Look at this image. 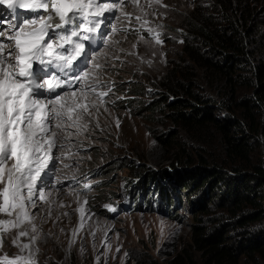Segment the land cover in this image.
<instances>
[{
    "label": "rangeland",
    "instance_id": "rangeland-1",
    "mask_svg": "<svg viewBox=\"0 0 264 264\" xmlns=\"http://www.w3.org/2000/svg\"><path fill=\"white\" fill-rule=\"evenodd\" d=\"M209 5L207 0H126L105 14L101 29L86 45L88 54L101 65L88 82L99 81L97 93L109 88L111 92L103 97L90 95L96 107L89 108L91 114L84 121L88 127L80 135L66 127L62 134L72 133L68 143L63 150L59 144L53 149L54 158L37 184L36 192L44 193L46 202L34 197L36 207L28 209L31 223L25 221L4 235L0 256L32 255L36 264H264V254L235 250L232 257L213 259L200 248L194 225L211 228L222 221L226 210L220 206L219 196L206 197L203 209L176 187L177 174L187 168L250 171L264 161L258 146L247 160L231 157L214 124L175 121L170 110L159 105L176 97L167 85L195 76V64L183 38L189 21L194 22ZM0 8V28L6 32L9 24L34 16L29 10L17 9L13 14L6 5ZM156 33L160 44L153 38ZM201 46L203 42L194 43L195 49ZM91 68L92 61L82 59L69 76ZM192 92L212 97L214 114L221 117L237 101L223 97L219 87L204 79ZM243 92L246 89L241 87ZM236 111L234 115L239 117ZM149 170L158 181H150V190L144 191L138 181ZM158 185L181 198L169 206L173 212L165 210L159 191L154 196ZM108 205L116 211H109ZM0 219H15V214H0ZM238 225L227 227L225 245H237L245 237V228ZM252 226L262 228L264 220ZM21 230L28 236L20 237V243L30 244L24 252L12 244ZM33 236L37 237L34 243Z\"/></svg>",
    "mask_w": 264,
    "mask_h": 264
},
{
    "label": "snow or ice",
    "instance_id": "snow-or-ice-1",
    "mask_svg": "<svg viewBox=\"0 0 264 264\" xmlns=\"http://www.w3.org/2000/svg\"><path fill=\"white\" fill-rule=\"evenodd\" d=\"M121 2L126 0H0L13 14L17 9L34 14L20 24H9L7 32L0 28V214H15V219H0V246L11 229L31 223L28 209L36 207L34 197L46 202V195L36 192L37 184L54 158L53 149L59 144L63 150L68 143L72 133L64 136L66 127L80 135L88 127L84 121L91 114L89 108L96 107L90 95L103 97L111 92L109 88L97 93L99 81L88 82L101 65L86 45L101 29L105 14ZM153 38L162 43L159 33ZM82 59L91 60L92 68L69 76ZM25 236L28 232L21 230L12 240L21 252L30 249L29 243H20ZM36 239L33 236L31 242ZM0 264L36 261L32 255L9 258L5 254Z\"/></svg>",
    "mask_w": 264,
    "mask_h": 264
},
{
    "label": "trees",
    "instance_id": "trees-1",
    "mask_svg": "<svg viewBox=\"0 0 264 264\" xmlns=\"http://www.w3.org/2000/svg\"><path fill=\"white\" fill-rule=\"evenodd\" d=\"M207 1L210 5L200 11L194 22L189 21L190 28L183 38L184 47L195 64V76L167 85L176 97L172 100L162 98L165 102L159 105L167 107L169 116L175 121L214 124L231 157L247 160L258 146L264 158V0ZM197 40L203 42L199 49L194 48ZM203 79L219 87L223 97L237 99L234 106L227 104L230 112L224 111L222 117L215 115L213 98H202L192 92ZM241 87L246 92L240 93ZM236 110L239 117L234 115ZM177 175L176 187L186 192V199L201 203L205 209L204 200L213 194V197L219 196L218 202L226 210L222 221L211 228L194 225V238L200 248L209 251L213 259L232 257L235 250L247 251L253 256L264 254V227L256 230L252 226L264 220V161L262 165L254 164L250 171L238 168L224 171L206 166L187 168ZM156 180V174L149 170L138 182L148 191ZM158 191L166 204L165 210L173 212L169 206L176 200L180 202L181 198L164 192L159 185L156 192L150 191V194L153 192L156 196ZM144 200L148 202L149 199ZM235 224L245 228V237L237 245H225L227 227Z\"/></svg>",
    "mask_w": 264,
    "mask_h": 264
},
{
    "label": "bare ground",
    "instance_id": "bare-ground-1",
    "mask_svg": "<svg viewBox=\"0 0 264 264\" xmlns=\"http://www.w3.org/2000/svg\"><path fill=\"white\" fill-rule=\"evenodd\" d=\"M2 14L1 8H0V15ZM80 65V64H79ZM82 65V64H81Z\"/></svg>",
    "mask_w": 264,
    "mask_h": 264
}]
</instances>
